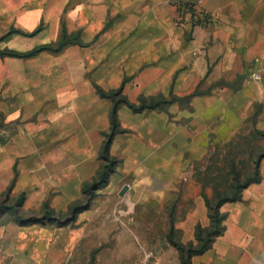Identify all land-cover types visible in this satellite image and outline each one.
<instances>
[{
  "label": "crops",
  "instance_id": "1",
  "mask_svg": "<svg viewBox=\"0 0 264 264\" xmlns=\"http://www.w3.org/2000/svg\"><path fill=\"white\" fill-rule=\"evenodd\" d=\"M64 24L82 31L85 44L0 56V196L24 193V205L48 201L58 212L84 197L111 127L112 102L96 84L123 85L133 102L190 96L168 111L121 106L118 117L129 132L118 133L111 147L129 177L124 193L136 206L164 212L156 264H181L168 240V195L182 188L181 208L194 200L175 222L183 242L194 240L197 224L211 219L201 187L184 172L243 126L264 130V0H0V49L26 52L58 42ZM260 172L242 200L222 206L223 233L192 264H264V157ZM80 235L8 222L0 227V264H62Z\"/></svg>",
  "mask_w": 264,
  "mask_h": 264
},
{
  "label": "trees",
  "instance_id": "2",
  "mask_svg": "<svg viewBox=\"0 0 264 264\" xmlns=\"http://www.w3.org/2000/svg\"><path fill=\"white\" fill-rule=\"evenodd\" d=\"M71 44H85L82 31L69 32L64 24L62 36L58 42L42 44L26 52L0 49V56L30 57L45 50L60 52ZM96 88L102 97L112 102L111 127L110 131L104 134L105 140L99 155L100 169L91 181L83 184L84 197L72 202L66 212H58L48 201L44 202L38 211L25 210L23 208L25 203L24 193L13 198L10 190L2 194L0 197L6 196V198L0 207L2 209H12L16 217L15 220L20 225L57 223L60 226H66L71 217H75L86 207L85 203L91 194L99 188L100 184L109 179L120 162L118 157L112 155L111 147L114 137L118 133L129 132V130L122 127L118 117L121 106L126 105L135 113L152 110L168 111V106L174 101L189 100L190 98V96L181 98L173 94L171 98L164 95L143 96L138 102H133L125 94L123 85L117 89L105 90L96 84ZM195 93L200 92L196 91ZM263 157L264 130L258 129L255 123H250L243 126L232 140L224 143H212L207 155L201 160L194 161L186 169L183 178L195 182L201 187V195L205 199L211 224L209 226H203L201 223L197 224L195 239L186 243L183 242L181 231L175 228V222L179 218H185L187 212L195 206V203L194 200H186L181 208L179 201L182 196V188L179 192L171 193L173 196L176 195V198L167 206L171 221L168 240L178 249L181 264H192L193 256L205 253L212 247L217 237L223 233V223L226 215L221 210L222 206L227 202L242 200L244 189L252 183L262 180L260 161ZM11 199H15L14 203L7 204L6 202ZM65 216H67V219L63 220Z\"/></svg>",
  "mask_w": 264,
  "mask_h": 264
},
{
  "label": "rangeland",
  "instance_id": "3",
  "mask_svg": "<svg viewBox=\"0 0 264 264\" xmlns=\"http://www.w3.org/2000/svg\"><path fill=\"white\" fill-rule=\"evenodd\" d=\"M118 168L88 200L86 198V207L64 226L80 230L81 235L69 260L62 264H156L157 241L162 239L167 227L164 212L156 205L136 206L130 195L122 193L129 177L120 171L121 167ZM5 198L0 197V205ZM174 198L176 195H168L167 212V206ZM14 201L11 199L6 203L13 204ZM41 207L31 204L23 208L38 211ZM15 218L12 209L0 207V227L11 221L19 224ZM48 225L61 227L57 223Z\"/></svg>",
  "mask_w": 264,
  "mask_h": 264
},
{
  "label": "built area",
  "instance_id": "4",
  "mask_svg": "<svg viewBox=\"0 0 264 264\" xmlns=\"http://www.w3.org/2000/svg\"><path fill=\"white\" fill-rule=\"evenodd\" d=\"M259 72H260V71L256 72V73L254 74V77H257V78L260 77Z\"/></svg>",
  "mask_w": 264,
  "mask_h": 264
},
{
  "label": "water",
  "instance_id": "5",
  "mask_svg": "<svg viewBox=\"0 0 264 264\" xmlns=\"http://www.w3.org/2000/svg\"><path fill=\"white\" fill-rule=\"evenodd\" d=\"M126 189H127V187H125V188L123 189V192H122V193H124V192L126 191Z\"/></svg>",
  "mask_w": 264,
  "mask_h": 264
}]
</instances>
